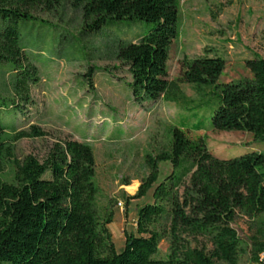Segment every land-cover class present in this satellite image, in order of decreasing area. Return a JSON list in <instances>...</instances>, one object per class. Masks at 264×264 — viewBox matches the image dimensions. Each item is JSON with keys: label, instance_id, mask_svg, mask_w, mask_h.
<instances>
[{"label": "trees", "instance_id": "trees-1", "mask_svg": "<svg viewBox=\"0 0 264 264\" xmlns=\"http://www.w3.org/2000/svg\"><path fill=\"white\" fill-rule=\"evenodd\" d=\"M66 5L81 10L87 33L117 21L152 25L117 51L133 100L169 101L181 83L210 86L218 101L210 129L247 132L264 141V58L243 61L249 79L217 84L224 61L202 55L183 59L178 78L167 80L168 48L179 36V0H0V62L14 64L16 98L2 99L0 111L6 102L22 111L30 87L39 82L37 67L23 57L19 23L43 22L40 13ZM45 136L35 125L9 133L0 124V264H237L241 246L232 226L237 215L254 230L251 261L264 264V153L217 159L202 138L171 129L167 149L143 156L146 174L125 199L145 196L157 182L160 163H169L171 171L152 189V203L138 209L135 234H124L116 252L108 229L114 204L99 202L91 144L66 138L55 141L42 159L16 158L17 142ZM160 240L167 241L163 258L155 256Z\"/></svg>", "mask_w": 264, "mask_h": 264}, {"label": "rangeland", "instance_id": "rangeland-1", "mask_svg": "<svg viewBox=\"0 0 264 264\" xmlns=\"http://www.w3.org/2000/svg\"><path fill=\"white\" fill-rule=\"evenodd\" d=\"M178 14L179 36L169 45L165 62L167 80L178 78L183 59L202 55L224 61L217 84L249 79L243 61L254 55L264 58V0H179ZM38 17L43 22H20L18 32L25 62L37 67L39 82L30 87V102L22 105L23 113L5 103L0 124L9 133L31 125L46 133L43 138L17 142V159L27 155L42 159L55 141L66 138L93 146L99 202L114 204L108 229L116 252L123 247L124 234H135L138 209L152 203V189L171 171L169 163H160L157 182L145 196L125 199L146 174L143 156L167 149L171 129L202 138L217 159L264 153V141H254L250 133L210 129L209 119L218 104L213 87L194 89L181 83L169 101L133 100L129 75L116 55L121 44L138 41L151 24L117 21L87 33L81 10L69 5ZM13 68L11 62H0V101L16 99L11 88ZM124 181L130 184L124 186ZM232 226L241 246L237 264H255L250 259L251 222L237 215ZM166 248L167 241L160 240L155 256L163 258Z\"/></svg>", "mask_w": 264, "mask_h": 264}, {"label": "built area", "instance_id": "built-area-1", "mask_svg": "<svg viewBox=\"0 0 264 264\" xmlns=\"http://www.w3.org/2000/svg\"><path fill=\"white\" fill-rule=\"evenodd\" d=\"M117 206H118V207H120V206H121V204H120V203H118V204H117Z\"/></svg>", "mask_w": 264, "mask_h": 264}]
</instances>
